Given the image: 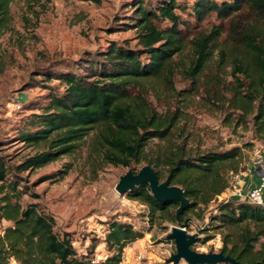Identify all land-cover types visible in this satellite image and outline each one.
Returning <instances> with one entry per match:
<instances>
[{"label":"trees","instance_id":"trees-1","mask_svg":"<svg viewBox=\"0 0 264 264\" xmlns=\"http://www.w3.org/2000/svg\"><path fill=\"white\" fill-rule=\"evenodd\" d=\"M81 1L101 4V0ZM131 7L134 17L116 25L137 29L134 46L113 42L87 64L81 63L78 71L67 66L65 60L39 69L46 82L57 80L64 90L48 92L44 100L29 104L30 110L37 112L16 136L20 143L43 145L49 150L16 166L0 158V264H122L125 250L145 237L131 224L109 222L104 243L110 255L106 261L94 263V248L80 253L73 234L55 231L54 217L37 205L21 203V175L74 153L78 143L93 131H97L108 163L130 167L133 162L145 161L160 180L166 175L171 185L184 188L191 202L182 214L183 220L190 217L188 232L195 223L205 221L206 211L215 206L211 222L217 223V229L229 230L223 236L220 253L236 264H264V206L222 199L231 187L229 174L238 172L240 149L194 151L188 140L172 143L182 119L180 108L160 114L145 100L141 88L143 81L171 73L175 56L190 43L194 51L190 70L193 75L199 71V79L216 54L219 63L227 60L233 65L238 86L231 100L243 115L252 116L258 133L263 135L264 0H194L193 5L157 0L154 6L135 0ZM177 11L198 22L216 14L228 26H214L189 40L190 21ZM9 16L10 0H0V32ZM154 139L170 141L172 146L151 158L146 148ZM228 170L231 172L227 174ZM129 197L147 205L152 217L179 208L178 203L156 201L148 185L139 186ZM172 218L176 221V214ZM4 222L11 225L4 227Z\"/></svg>","mask_w":264,"mask_h":264},{"label":"rangeland","instance_id":"rangeland-1","mask_svg":"<svg viewBox=\"0 0 264 264\" xmlns=\"http://www.w3.org/2000/svg\"><path fill=\"white\" fill-rule=\"evenodd\" d=\"M134 1L101 0L97 5L81 0H10V16L0 32V158L16 166L49 150L43 145H25L16 137L30 116L37 112L30 110L29 104L44 100L48 92L64 90L57 80L46 82L39 69L65 60L67 66L78 71L81 63L87 64L88 59L99 56L113 42H130L134 46L137 29L116 25L134 17L131 7ZM145 1L154 6L157 0ZM179 2L193 5L194 0ZM182 17L188 18L191 24L189 40L196 34L209 32L214 26H228V22L220 21L216 14L202 22L184 14ZM193 60V47L188 43L175 56L171 73L142 82L143 96L160 114L180 108L182 119L171 138L172 143L188 140L194 151L239 148L238 172L228 176L232 181L253 166L258 152L264 153V134L258 133L252 116L243 115L231 100L238 86L233 65L227 60L219 63L216 54L199 79V71L191 74ZM24 100L28 103L23 104ZM171 146L170 141L154 139L148 143L146 154L155 158ZM104 154L97 131L91 132L78 143L74 153L21 175L20 189L24 192L21 203L37 205L42 212L54 217L55 231L73 234L74 246L80 253L94 248L92 258L95 260L110 255L104 243L107 224L118 220L145 233L143 239L125 250L122 264H140L137 256L141 252L145 257L141 264H167L176 254L175 242L167 238L177 226L172 218L177 210L170 208L168 213L152 217L148 206L131 199V193L125 196L116 193L120 177L130 170L139 172L146 162H133L130 167L114 166L106 161ZM166 177L163 175L160 181L165 182ZM212 214H216L215 206L206 211L205 221L189 229V233H198L200 237L192 248L196 252L221 251L223 236L229 230L217 229V223L211 222ZM9 225L3 223L4 227ZM208 237V242L204 241ZM261 243L264 244V239ZM180 264L187 263L181 261Z\"/></svg>","mask_w":264,"mask_h":264},{"label":"water","instance_id":"water-1","mask_svg":"<svg viewBox=\"0 0 264 264\" xmlns=\"http://www.w3.org/2000/svg\"><path fill=\"white\" fill-rule=\"evenodd\" d=\"M142 185L149 186L156 201L179 204L176 211L177 226H174L168 235V238L175 242L176 254L167 260V264H180L181 261L187 264H236L234 259L223 253H199L192 249L200 237L198 234H191L185 230L190 217L182 219V214L189 208L191 202L186 197L184 188L171 185L169 180L161 182L152 166L145 165L137 173L132 170L128 171L120 177L115 191L120 196H125Z\"/></svg>","mask_w":264,"mask_h":264},{"label":"built area","instance_id":"built-area-1","mask_svg":"<svg viewBox=\"0 0 264 264\" xmlns=\"http://www.w3.org/2000/svg\"><path fill=\"white\" fill-rule=\"evenodd\" d=\"M253 167L260 173V182L257 186L253 187L247 194H244L239 188L240 177L237 175L236 178L232 181L231 187L229 190L223 194L222 199L226 201L234 200L238 198L240 201L243 202H251L255 205L264 206L263 194H264V153L258 152L255 160L253 162ZM197 228V226H196ZM186 230V229H185ZM189 233V232H188ZM194 234V233H191ZM198 234V233H196ZM199 236V235H198ZM107 257H100L99 259H94V263H101L106 261ZM138 262L141 264L145 260L142 252L137 256ZM145 264V263H144Z\"/></svg>","mask_w":264,"mask_h":264},{"label":"crops","instance_id":"crops-1","mask_svg":"<svg viewBox=\"0 0 264 264\" xmlns=\"http://www.w3.org/2000/svg\"><path fill=\"white\" fill-rule=\"evenodd\" d=\"M260 173L252 166L250 169L245 171L240 175L239 188L244 193L247 194L253 187L257 186L260 182ZM234 200H238L235 198ZM264 200V194H263Z\"/></svg>","mask_w":264,"mask_h":264}]
</instances>
